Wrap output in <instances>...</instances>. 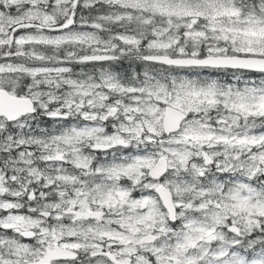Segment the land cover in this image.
<instances>
[{
	"label": "snow or ice",
	"instance_id": "obj_1",
	"mask_svg": "<svg viewBox=\"0 0 264 264\" xmlns=\"http://www.w3.org/2000/svg\"><path fill=\"white\" fill-rule=\"evenodd\" d=\"M0 264H264V0H0Z\"/></svg>",
	"mask_w": 264,
	"mask_h": 264
}]
</instances>
